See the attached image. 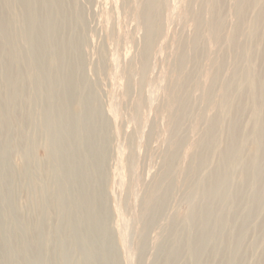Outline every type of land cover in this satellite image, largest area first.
Listing matches in <instances>:
<instances>
[{
    "label": "rangeland",
    "instance_id": "1",
    "mask_svg": "<svg viewBox=\"0 0 264 264\" xmlns=\"http://www.w3.org/2000/svg\"><path fill=\"white\" fill-rule=\"evenodd\" d=\"M160 1L162 4L155 16V31L150 43L148 38L151 31L145 20L140 18L141 12L146 10V0H70L65 3L68 6L75 3L76 12H79L77 15L81 14L84 21L78 35L68 32L67 36L74 37L78 44L76 57L81 58V61H72L77 63V78L86 83V87L82 88L84 91L75 92L85 93L82 101L71 107V112L82 113L84 125L74 128L76 137L71 141L59 138L56 132L49 134L43 127L44 101L41 93L47 94L49 89L45 83L37 87L27 81L30 58H26L25 71L17 75V67L20 68L17 62L4 50L0 52V100L7 93L6 80L9 76L16 81L22 79L17 84V89L21 90L15 107L18 113L10 119V141L15 146L10 143L6 153L0 150V179L2 175H11L12 178L9 191L0 192V239L7 242L14 239V243L20 245L22 238L19 230L22 227L27 236L32 235L37 227L45 228L46 235H42L38 242L34 238L32 240L33 245H40L42 253L38 258L30 256V264H84L85 247L79 246L80 241H84L78 239L76 244L75 239L64 241L53 234V230L64 228L68 223L62 218L63 212L56 204L42 212L46 203L40 201L39 188L35 189V183L31 185L28 179L29 173L37 170L38 164L40 167L47 164V170H42L45 173L40 180L47 183L56 194V181L59 178L53 177L50 171L53 167L51 155L68 146L76 147L75 154L82 151V156L89 153L87 150L90 147L96 151L97 172L95 175L88 174L87 180L101 198L98 206L102 208L104 220L99 218L100 223H103L100 232L107 239V247L102 249L106 258L102 254L101 264H116L114 258H117L118 264H170L168 255L171 246H175L181 237L188 236L186 217L193 207L205 206L199 195L188 198L187 191L192 182L188 176H181L179 172L186 166L185 156L188 155L190 159L195 153H192L191 145H197L202 140L208 118L217 113L204 99L210 86L208 75L217 73L223 81L227 80L231 78L237 63L234 51L229 50L225 43V39L232 36L237 22L232 12L236 0H225L222 6L221 17L225 20V26L220 40L208 34L211 0ZM2 2L21 11L19 0ZM1 10L3 13L4 10L9 12L6 6ZM76 12L72 13L71 19L76 18ZM9 16L17 22L15 15L6 14L7 18ZM253 16V10H249L245 15L243 29L237 35L239 42H244L243 45L249 48L255 46L248 35V23H251ZM8 22L9 19L5 25L13 26ZM261 42L255 47L259 53L264 50V40ZM43 52L40 61L42 65L48 64L50 67V63L45 60L47 56L50 59L51 55L45 53L42 57ZM258 65L262 68L259 60ZM4 67L11 69L6 71ZM64 69L68 71L69 65ZM15 88L14 85L8 89ZM176 98L183 99L181 110L184 115L182 120L173 125L176 113L171 109L170 102ZM31 114L34 121L29 120ZM223 115L228 125L227 113L223 112ZM249 120L251 114L247 113L242 122L247 126ZM54 127H58L57 122ZM181 140H185V143L178 149L179 154L174 160L177 171L171 180L174 187L171 198L166 207L146 222L141 215L146 199L158 183L163 188L167 187V181L161 182V177L166 170L172 147ZM247 145L245 158L252 151V143H249V147ZM77 147L81 149L77 150ZM76 159L80 164L76 169L78 174L85 166H89L90 170L95 168L94 163H81L79 157ZM216 163L217 159L213 158V165ZM209 170L203 169L200 178L194 176L193 184L205 177ZM230 189L231 192L239 190L243 194L239 206L241 210L236 215L240 219L247 218V208L253 200V194L240 170L235 171ZM231 209L225 201L213 200L210 204L212 214L222 210L229 214L228 217L231 216L229 219L235 216L230 212ZM248 218V228L243 233L237 259L241 264H264V203ZM85 225H80V229L84 230ZM231 226L232 222L227 219V225L219 238L222 251L225 252L222 257H217L208 249L197 261L184 248L181 256L171 264H219V261L233 254ZM144 230L145 248L138 250V242ZM78 233H85L88 238L86 231ZM22 237L26 235L22 234ZM12 250L9 245V249L4 252L8 258L10 254L14 255L17 264L21 258ZM1 259L2 255L0 262Z\"/></svg>",
    "mask_w": 264,
    "mask_h": 264
},
{
    "label": "bare ground",
    "instance_id": "2",
    "mask_svg": "<svg viewBox=\"0 0 264 264\" xmlns=\"http://www.w3.org/2000/svg\"><path fill=\"white\" fill-rule=\"evenodd\" d=\"M19 1L21 4L20 12L13 6L10 7L2 2L3 6L9 9V12L4 10L5 13H3L1 10L3 6L0 3V52L4 50L13 61L17 62L20 67H17V75L25 71L26 58H30L28 62L31 64H28L29 69H27L30 75L27 77V81L37 87L42 86L41 83H45L49 89L47 94L41 93L44 101L43 127L49 134H55L56 132L59 138L71 141L73 137H76L74 128L84 125V123L82 124V113L75 114L71 112V107L75 103L77 105L78 101H82L85 93L75 92L84 91L82 88L86 87V83L77 78L75 70L77 63L72 61H81V58L76 57L78 44L73 39L74 37L67 38V36L68 32L76 34L82 28L84 21L81 14L77 15L78 11L76 12L77 6L75 3L70 6L65 4L69 3L70 0ZM224 2L225 0H211L210 4L211 18L208 21V34L215 40L222 39L221 32L225 26V20L221 17V10ZM235 2V10L232 12L236 16L237 22L232 36L228 40L225 39V43L229 50L234 51L237 63L233 68L231 78L227 80L223 81L217 73L208 75L210 86L207 88L204 99L208 105L213 106L212 110H217V113L208 118L207 128L204 131L202 140L197 145H191L192 153L194 151L195 153H191L190 159L188 155L185 156L186 166L179 172L181 176H188L189 181L192 182L189 183L188 198L199 195V199L205 202V206L197 205L193 207L190 214L186 217V225L189 228L188 236L182 238L179 235L181 239L177 244L175 243V246H171L168 255L170 256V264L181 256L184 248H187L190 256L197 261H200L202 255L208 249H210L209 252L214 253L217 257H222L225 252L222 251L223 247L220 245L219 238L222 230L227 225V219L228 222H232L233 254L219 261V264H241V261L237 259V252L243 241V233L248 228V217L264 203V50L259 53L257 48H255L258 43H262L261 41L264 40V0H236ZM161 4L162 1L160 0H146V10H143L140 14V18L142 17L145 20L151 31L148 43H150L152 33L155 31V16L160 10ZM71 10L76 12L75 19H71V15L74 13H71ZM249 10H253L254 13L251 23H248V35L251 37L252 43H255L252 48L244 46V42H239L237 39L238 33L243 29L245 15ZM8 13L15 15L17 22L10 16L7 18L6 14ZM7 19H9L8 23L13 26L5 25ZM18 26L20 27L19 29ZM23 43L25 45L21 49ZM41 52H43L42 57H44L45 53L51 55L50 59L47 56L45 60L50 63V67H48V64L42 65L40 61ZM258 60L262 63V68H259ZM68 65L69 69L65 71L64 68H68ZM33 67H36V69ZM4 68H6V71L11 69L10 67ZM183 70L184 66L182 67ZM6 81L8 88L14 85L16 88L13 90L7 88V93L0 100V150L3 153L7 152L10 143H12L10 141L12 140V122L10 119H13L18 113L15 107L20 98L21 90L17 89L19 87L17 84L22 79L16 81V79L9 76ZM182 91L183 89L180 88V92ZM182 102V98H176L170 102L171 109L176 113L175 116L172 115L173 125L183 118ZM85 105L86 100L84 99ZM14 108L15 110H13ZM79 111L83 112L82 109ZM223 112L227 113L229 118L228 125L225 124L226 119ZM247 113L251 114V120L246 126L242 122V118ZM29 120L34 121L32 114L29 116ZM55 122H57L58 127H54ZM248 142L252 143V151L249 157L245 158L244 154L248 150L246 148ZM183 143H185V140L176 142L168 156L166 170L161 177V182L167 181V187L163 188L158 183L154 190L150 191L146 199L144 211L141 214L146 222L157 211L166 207L167 201L171 198L174 189L171 180L174 172L177 171L174 160L178 156V149H181ZM14 146L15 144H13ZM80 149V147H77V150ZM75 150L76 147L68 146L65 150L63 149L56 153L54 151L51 155L53 167L50 171L53 177L59 178L56 181V194L48 187L47 183L40 180L41 175L45 173L42 170L44 168L47 170V164L46 166L41 165V167L38 164L37 170L30 172L28 179H30L31 185L35 183V189L39 188L40 201L46 203L44 208L42 207V212L47 211L48 207L54 204L58 205V209L63 212L62 218L68 224L64 228L53 230V234L64 241H66L65 239H75L76 244L78 239H82L84 242L80 241L79 246L85 247V250H83V263L101 264L102 249L107 247L106 235L103 236L100 232L103 224L100 221L104 220L101 215L102 208L98 206L101 198L92 190V183L87 180L88 174L92 173L95 175L97 172V155H95V149L91 147L87 150L90 154L86 153L84 156H82V151L75 154ZM77 157L81 159V163L83 161L94 163L95 168L90 170L89 166H85L82 168L81 173L78 174L76 169L80 164L77 162ZM28 158L30 159L29 156ZM86 158L89 160H85ZM213 158L217 159V163L214 165ZM207 168L210 169L207 175L199 179L196 184H193V177L200 178L202 170ZM236 170H240L243 173V180L250 186L253 194V200L247 208L248 213L245 219H240L236 215L240 213L241 209L239 206L243 201V194L239 190L231 192L230 189ZM0 172L2 171L0 170ZM11 179V175H2L0 192L1 190L4 192L6 190L9 191ZM213 200L228 202L232 208L230 212H233L235 216L229 219L231 216L228 217L229 214L222 210H218L215 215L212 214L210 212V204ZM99 218L102 219L99 220ZM84 223L87 224L84 230L83 228L80 229V225ZM174 223L175 221L173 220L172 224ZM81 230L87 232L88 238L85 233H78ZM19 232L22 238L20 241L22 244L20 245H17L16 242L14 243V239L12 242L0 239V257L2 255L3 259L4 256L0 264L16 263L14 255L10 254L8 258L6 257V252H4L9 249V245L10 250L13 248L18 257L21 258L20 262H18L19 264H30V256L35 258H38L39 255L41 256L40 245L36 246V243L33 245L32 240L34 238L38 242L39 238L45 234V228H35L34 233L30 236H27L28 234H26L23 227ZM22 234H25L26 237H22ZM144 234L145 230L138 242V250L143 249L146 244ZM19 246L20 249H18ZM103 257L106 258L105 254H103ZM114 262L118 264L117 258H114Z\"/></svg>",
    "mask_w": 264,
    "mask_h": 264
}]
</instances>
